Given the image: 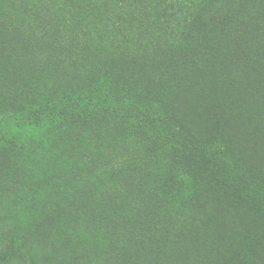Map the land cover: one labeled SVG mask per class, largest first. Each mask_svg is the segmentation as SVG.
<instances>
[{
    "label": "trees",
    "instance_id": "1",
    "mask_svg": "<svg viewBox=\"0 0 264 264\" xmlns=\"http://www.w3.org/2000/svg\"><path fill=\"white\" fill-rule=\"evenodd\" d=\"M0 221V264H264V0H0Z\"/></svg>",
    "mask_w": 264,
    "mask_h": 264
},
{
    "label": "rangeland",
    "instance_id": "2",
    "mask_svg": "<svg viewBox=\"0 0 264 264\" xmlns=\"http://www.w3.org/2000/svg\"><path fill=\"white\" fill-rule=\"evenodd\" d=\"M45 157H41L39 160H30L29 162H26L27 167L22 168L21 172V184L25 185L29 182H34L40 185V187L43 186V184L48 185L49 188L47 190H38L37 198L38 202L37 205L39 207V210L41 212H46L49 210L50 207L57 205L62 199L63 195H65L67 192V189L70 186V182L66 178L60 177V172L64 169V164L58 163L57 165H53V168L50 169V167H47V161L44 160ZM67 159V158H66ZM44 160V161H43ZM44 193H47V198L44 197ZM16 199L21 198V194L18 192L15 195ZM12 200V198H9ZM12 202V201H11ZM10 224L5 225L1 224L0 221V230L4 227L8 228ZM59 225V223H57ZM56 227V224H54ZM77 241L81 244V242H85L86 244L83 246L76 245L74 246L75 249L78 248L79 251L85 249L88 247L90 239L86 236V232L84 233L82 230L77 233ZM55 242V241H54ZM65 243L63 242H57L55 243L56 248L59 250L58 252L61 253L62 247L65 249V252H69L70 247H64ZM48 247V246H47ZM43 244H39L35 246L36 254H38L39 257L37 258V261H35V264H57L55 261V254L54 251H49ZM61 248V249H59ZM62 252V253H63ZM57 255V254H56ZM62 259V257L60 258ZM12 264H32L26 257L23 258V260L17 261Z\"/></svg>",
    "mask_w": 264,
    "mask_h": 264
}]
</instances>
